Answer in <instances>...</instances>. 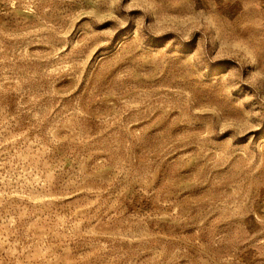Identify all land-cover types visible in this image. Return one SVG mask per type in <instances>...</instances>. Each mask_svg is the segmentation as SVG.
I'll return each mask as SVG.
<instances>
[{"label":"rangeland","instance_id":"rangeland-1","mask_svg":"<svg viewBox=\"0 0 264 264\" xmlns=\"http://www.w3.org/2000/svg\"><path fill=\"white\" fill-rule=\"evenodd\" d=\"M0 264H264V0H0Z\"/></svg>","mask_w":264,"mask_h":264}]
</instances>
